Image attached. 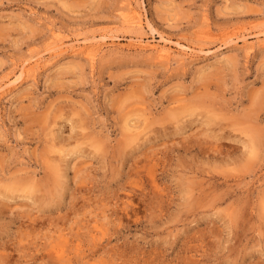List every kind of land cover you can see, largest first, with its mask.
Instances as JSON below:
<instances>
[{"label":"rangeland","instance_id":"1","mask_svg":"<svg viewBox=\"0 0 264 264\" xmlns=\"http://www.w3.org/2000/svg\"><path fill=\"white\" fill-rule=\"evenodd\" d=\"M128 1L0 0V264H264V0Z\"/></svg>","mask_w":264,"mask_h":264},{"label":"bare ground","instance_id":"2","mask_svg":"<svg viewBox=\"0 0 264 264\" xmlns=\"http://www.w3.org/2000/svg\"><path fill=\"white\" fill-rule=\"evenodd\" d=\"M123 10L124 11L121 14V19H122L124 24H126L127 26L142 28V15L140 14L139 11H137L131 5V0L127 2L126 6L124 7ZM54 38H55L54 40H59L58 36H56V35H54ZM246 38H247V35L243 36L242 41H244ZM130 40L133 41L132 45L137 47V48H141V49L151 48V49H153L156 53V57L160 60L165 61V62H168L172 59L173 50L180 52L182 54H188L187 51L192 52L195 49V48H190L188 46H184L180 42H173L172 43L170 40L162 38V37H160V42L162 43V45L160 47L153 45V44H144L145 42H143L142 37H135V38H131ZM247 47L249 48V46H247ZM69 48L71 49L72 52L80 51V52H82V54H84L85 57H87L90 60H93L95 58V56L100 52L101 47L98 44L88 45L87 43L83 42L82 44L77 45V46L71 45ZM251 48H252V46H251ZM195 52H197V50ZM31 59H33V58H31ZM31 63L32 64H29L31 66H28V68L22 66L20 69L23 68L24 71H29V70L34 71V69L39 64L38 59L34 58ZM23 64H25V63H23ZM25 66H26V64H25ZM23 70H20V72H22Z\"/></svg>","mask_w":264,"mask_h":264}]
</instances>
